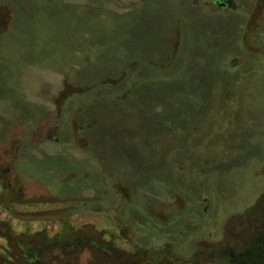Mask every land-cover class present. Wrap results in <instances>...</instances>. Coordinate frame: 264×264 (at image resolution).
Returning <instances> with one entry per match:
<instances>
[{"label": "rangeland", "instance_id": "1", "mask_svg": "<svg viewBox=\"0 0 264 264\" xmlns=\"http://www.w3.org/2000/svg\"><path fill=\"white\" fill-rule=\"evenodd\" d=\"M240 1L247 8L224 14L202 0H0L13 16L0 40V115L10 119L0 144L13 119L41 125L22 137L14 163L27 190L41 181L56 195L61 186L76 194L84 169L90 182L94 165L110 175L100 156L140 198L148 190L181 197L186 208L163 227L198 217L188 248L220 240L225 221L264 187V70L248 59L244 39L254 2Z\"/></svg>", "mask_w": 264, "mask_h": 264}, {"label": "flooded vegetation", "instance_id": "2", "mask_svg": "<svg viewBox=\"0 0 264 264\" xmlns=\"http://www.w3.org/2000/svg\"><path fill=\"white\" fill-rule=\"evenodd\" d=\"M238 1L210 0L209 6L202 0L214 12L224 14L245 5ZM260 7L264 8L262 3ZM12 18L10 9L0 5V40ZM6 122L10 119L0 115V132ZM12 124L7 139L0 144V264H256L263 252L264 187L242 213L225 221L220 240L202 238L188 248L187 230L201 231L198 217L171 231L163 227L172 210L186 208L181 197L163 200L156 191L150 196L148 190L140 198L126 180L112 176L100 156L97 162L111 176L98 174L99 183L90 182L84 169L85 181L78 182L80 192L76 194L61 186L63 191L56 195L41 181L34 182L36 189L29 192V182L19 175L14 163L23 151L22 137L40 134L41 125L36 130L25 129L20 118ZM88 136L84 138L89 143L82 152L83 162L91 155ZM181 159L180 165L188 163L187 156ZM200 203L209 214L210 201L203 198Z\"/></svg>", "mask_w": 264, "mask_h": 264}, {"label": "trees", "instance_id": "3", "mask_svg": "<svg viewBox=\"0 0 264 264\" xmlns=\"http://www.w3.org/2000/svg\"><path fill=\"white\" fill-rule=\"evenodd\" d=\"M253 2H254V5H253V9L251 10L253 12V14H252L251 19L248 22V25L246 26L247 31L245 32L244 39H245L247 51L250 53V55H252L248 59H250L252 61V64L256 67V69L260 71V70H264V34L262 32H260V33H258V32H259L260 28L262 27L263 20H264V12H263V9L261 12L262 7H260L261 3L264 6V0H253ZM242 3H243V1H242ZM244 8H247L246 4L243 7H240L235 12H239V11L243 10ZM248 27L252 28L253 33L250 34L251 36L247 35L249 33ZM256 33H258V34L255 35ZM235 65H237V64H235ZM134 74H136L135 71L131 69L130 75L127 74L125 78H127L128 76L132 78V76ZM132 88H134V87H132ZM124 90L121 91L122 97H124V96L126 97L130 94V90L129 91L128 90L124 91ZM230 130H232V131L235 130L233 122H231ZM245 139H247V138H245ZM92 155L94 156V153ZM95 158L99 159L97 157H95ZM93 168H94V172L96 174V176H94L95 180L93 182L95 184H97L100 182V180L98 179V173H97V171H95L96 169L94 166H93ZM256 264H264V247H263V252L259 253L258 260L256 261Z\"/></svg>", "mask_w": 264, "mask_h": 264}]
</instances>
